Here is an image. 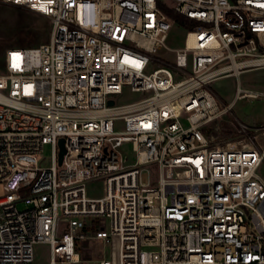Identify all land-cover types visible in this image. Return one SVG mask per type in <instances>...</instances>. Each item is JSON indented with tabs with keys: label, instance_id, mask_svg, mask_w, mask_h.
Segmentation results:
<instances>
[{
	"label": "built area",
	"instance_id": "1",
	"mask_svg": "<svg viewBox=\"0 0 264 264\" xmlns=\"http://www.w3.org/2000/svg\"><path fill=\"white\" fill-rule=\"evenodd\" d=\"M0 4L50 23L47 42L5 52L0 74V264L32 263L36 244L49 264H264V125L208 133L232 103L264 96L239 84L264 70V0ZM164 9L195 22L182 48L165 44L177 23ZM228 77L223 105L213 84Z\"/></svg>",
	"mask_w": 264,
	"mask_h": 264
},
{
	"label": "rangeland",
	"instance_id": "2",
	"mask_svg": "<svg viewBox=\"0 0 264 264\" xmlns=\"http://www.w3.org/2000/svg\"><path fill=\"white\" fill-rule=\"evenodd\" d=\"M172 5V2H168ZM185 30L178 25H173L167 34L165 44L170 49H179L184 46ZM50 33L49 20L36 13L25 9L13 7L6 4H0V74L4 73V55L5 52L13 47L16 48H33L48 41ZM159 57H164L169 61L174 59L173 54L165 51H157ZM239 84L243 88L254 89L264 92V70L252 71L242 74L239 77ZM237 85L235 77L221 79L213 84L214 90L218 93L223 105L229 104L233 98ZM230 113L222 116L220 120L212 123L208 127V133L214 140H223L236 135L237 128L235 121L238 120L249 127H259L264 125V96L258 99H242L237 100L230 105ZM51 149L45 146L42 152V166H49L51 162ZM149 178L153 182L158 177L157 168L148 166ZM259 176L264 181V162L258 170ZM144 175V181H146ZM86 191L89 197H100L105 191L103 181H93L86 184ZM3 190L0 185V196ZM23 209L22 205L18 206ZM106 229H108L106 227ZM98 257L109 258L110 247L106 245H98ZM96 249L93 243H87L83 249ZM88 255V254H86ZM84 259L78 264H98V261ZM30 264H49V246L46 244H36L33 247V262Z\"/></svg>",
	"mask_w": 264,
	"mask_h": 264
},
{
	"label": "trees",
	"instance_id": "3",
	"mask_svg": "<svg viewBox=\"0 0 264 264\" xmlns=\"http://www.w3.org/2000/svg\"><path fill=\"white\" fill-rule=\"evenodd\" d=\"M164 12L170 18H172L177 23L178 26H180L184 30H189L190 28L195 26V22L189 20L188 18H186L180 14L173 13L172 11L167 10V9H164ZM13 48H16V47H13Z\"/></svg>",
	"mask_w": 264,
	"mask_h": 264
},
{
	"label": "water",
	"instance_id": "4",
	"mask_svg": "<svg viewBox=\"0 0 264 264\" xmlns=\"http://www.w3.org/2000/svg\"><path fill=\"white\" fill-rule=\"evenodd\" d=\"M112 104H113L112 101H109L108 105H112ZM64 152H65V150H64V146H63V140L61 139L59 141L58 164H61Z\"/></svg>",
	"mask_w": 264,
	"mask_h": 264
}]
</instances>
